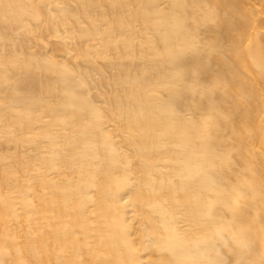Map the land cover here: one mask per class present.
Here are the masks:
<instances>
[{
	"label": "bare ground",
	"instance_id": "bare-ground-1",
	"mask_svg": "<svg viewBox=\"0 0 264 264\" xmlns=\"http://www.w3.org/2000/svg\"><path fill=\"white\" fill-rule=\"evenodd\" d=\"M0 264H264V0H0Z\"/></svg>",
	"mask_w": 264,
	"mask_h": 264
}]
</instances>
